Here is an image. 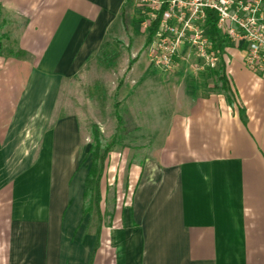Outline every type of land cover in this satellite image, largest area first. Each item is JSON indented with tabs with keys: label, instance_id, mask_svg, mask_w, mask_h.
Here are the masks:
<instances>
[{
	"label": "crops",
	"instance_id": "1",
	"mask_svg": "<svg viewBox=\"0 0 264 264\" xmlns=\"http://www.w3.org/2000/svg\"><path fill=\"white\" fill-rule=\"evenodd\" d=\"M139 2L0 0L24 23L16 50L0 45V264H264V72L248 69L230 43L208 71L181 48L166 75L150 64L144 37L143 60L137 54L122 73L121 102L147 84L158 106L150 118L160 116L147 133L162 143L156 158L130 165L116 221L97 242L94 213L83 210L91 159L80 164L79 116L62 109L64 87L79 85L118 23H134ZM222 63L228 97L214 85ZM57 143L73 150L68 165L53 160L58 170L35 175L16 168L18 150L21 160L29 151L52 158Z\"/></svg>",
	"mask_w": 264,
	"mask_h": 264
},
{
	"label": "rangeland",
	"instance_id": "2",
	"mask_svg": "<svg viewBox=\"0 0 264 264\" xmlns=\"http://www.w3.org/2000/svg\"><path fill=\"white\" fill-rule=\"evenodd\" d=\"M18 12L20 13V11ZM132 13L134 23L129 22L124 31L121 24L118 23L116 29L119 32L111 31L107 38V44L90 57L87 63L90 67L88 66L86 70L82 71L77 79L79 85L76 84L77 86H74V84L70 83L64 87L65 102H63L62 109L66 113L77 112L79 116L81 132L80 164L85 166L89 163L87 151L88 142L91 141L90 128L93 122L97 123L102 131L103 140L106 143L113 142L112 150L104 163L101 177L102 198L100 207L101 212L106 210L108 215L102 217V222L99 221L95 211H93L94 215H92L93 224L98 225L101 223L103 227L111 226L116 221L121 195L128 192L126 180L130 165L142 166L145 160L156 158L155 150L161 145L163 137L162 135L147 133L152 130V123L160 118L157 114L150 118V113L152 115L153 112H156L158 106L154 104L156 96L150 95V87L147 84L141 85L139 90H134L130 99L135 102L132 101L130 103V99L127 100V103L121 102L125 92L124 87H122L125 76H122V73L126 68V64L137 54L139 57L141 56L137 63L143 60L140 49L144 41L145 31L138 23V16L141 15L139 5L134 8ZM18 15L13 11V8L0 7V45H10L12 50L18 48L16 47L17 38L24 25L22 22L23 16ZM125 30H129L127 31L129 33L125 32ZM227 48L230 47L226 46L224 50ZM4 53L8 52L4 50ZM226 56V54L223 55L225 58ZM104 62L107 63L105 64ZM175 69L176 67L173 70ZM173 70L164 73L170 75ZM126 72L128 73V71ZM116 90L117 94L115 93ZM118 100L121 102L117 108L123 118L121 122L115 118L114 112L115 102ZM60 106L61 103L56 102L54 116ZM137 106L143 107L145 111L148 108L149 111L147 110L143 116L138 114L139 117H137ZM129 110L130 112L128 113ZM145 111L143 110V112ZM118 122L120 123L119 127ZM137 124L141 126L140 130L134 128ZM57 147L58 149L52 151V158H50L48 151H42L43 153H41L40 157H37L38 152L29 151L25 152L26 156L21 160L20 157L24 151L18 150V165H16V168L19 171L22 166H29L30 175L48 174L51 170L55 172L59 169L56 168L55 164L64 159L65 165H68V163L73 161L74 153L73 150L70 152L66 151L61 143H57ZM53 160H55V164L52 166ZM83 170L84 168H80L76 172L75 178L77 176L80 177Z\"/></svg>",
	"mask_w": 264,
	"mask_h": 264
},
{
	"label": "built area",
	"instance_id": "3",
	"mask_svg": "<svg viewBox=\"0 0 264 264\" xmlns=\"http://www.w3.org/2000/svg\"><path fill=\"white\" fill-rule=\"evenodd\" d=\"M140 27L146 31L165 5L156 32L148 44L150 64L171 72L190 50L198 70H214L221 54L215 47L209 21L243 52L246 67L264 72V0H140ZM210 12L213 15H210Z\"/></svg>",
	"mask_w": 264,
	"mask_h": 264
},
{
	"label": "trees",
	"instance_id": "4",
	"mask_svg": "<svg viewBox=\"0 0 264 264\" xmlns=\"http://www.w3.org/2000/svg\"><path fill=\"white\" fill-rule=\"evenodd\" d=\"M164 9H165V5H163L160 8V10L157 12V18L153 20L150 23L149 27L146 29L144 47L148 46V44L151 42L158 27L159 19ZM210 15H213V13L210 12ZM209 23L211 25V35L214 41V45L216 48L219 49L220 54L222 56L224 47L229 45V42L219 33V31L215 27L214 20L209 21ZM0 28H1V24H0ZM223 68L224 67L222 63L220 68L218 70H215L214 74L216 76V82L214 85L216 87L220 86L221 89H223L227 95L229 91V87ZM116 105L118 104H115V106ZM115 116L116 119L119 122H121V118L119 117V114L117 112H115ZM119 122H118V127L120 126ZM90 135H91V144L88 153L90 155L91 162L85 179L83 210L84 213H92L93 211H95L96 215L99 217V221L102 222L101 220L102 217H104V215H108V213L106 210L104 212H101V207H100V202L102 198L101 177L103 174L104 163L106 161L109 152L112 150L113 142L106 143L103 140L102 131L100 130L98 124L95 122L91 124ZM102 227L103 224L101 223L97 225V242L99 239L100 229Z\"/></svg>",
	"mask_w": 264,
	"mask_h": 264
}]
</instances>
